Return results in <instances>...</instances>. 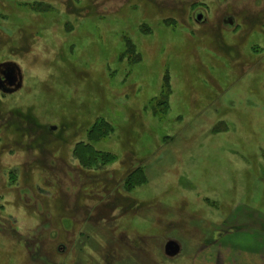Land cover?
Returning <instances> with one entry per match:
<instances>
[{
    "label": "rangeland",
    "instance_id": "obj_1",
    "mask_svg": "<svg viewBox=\"0 0 264 264\" xmlns=\"http://www.w3.org/2000/svg\"><path fill=\"white\" fill-rule=\"evenodd\" d=\"M97 118L113 160L84 167ZM259 242L264 0H0V264H253Z\"/></svg>",
    "mask_w": 264,
    "mask_h": 264
},
{
    "label": "trees",
    "instance_id": "obj_2",
    "mask_svg": "<svg viewBox=\"0 0 264 264\" xmlns=\"http://www.w3.org/2000/svg\"><path fill=\"white\" fill-rule=\"evenodd\" d=\"M110 133L111 127L104 119L97 118L93 122L90 130L87 132L88 141L77 143L79 145H77V149L74 152L82 166L86 167L88 165L95 164L104 157L109 160H113V156H111L110 153H105L102 151L99 152L98 150L94 149V144L98 143Z\"/></svg>",
    "mask_w": 264,
    "mask_h": 264
},
{
    "label": "crops",
    "instance_id": "obj_3",
    "mask_svg": "<svg viewBox=\"0 0 264 264\" xmlns=\"http://www.w3.org/2000/svg\"><path fill=\"white\" fill-rule=\"evenodd\" d=\"M238 243V245H239V248H241L240 246H242L243 245V243H240V242H237ZM252 243V244H251ZM255 244H256V241H252V242H248V246H250V247H255ZM257 247H258V251H262V254L264 255V245L262 244V242L260 243L259 242V244L257 245ZM241 249H243V248H241ZM256 252L255 250H254V252H253V254H250L249 253V259L250 260H252L253 261V264H257V259L259 258L260 259V257H261V253L260 252ZM260 256V257H259ZM263 260H264V258H262ZM264 263V262H263ZM262 263V264H263Z\"/></svg>",
    "mask_w": 264,
    "mask_h": 264
},
{
    "label": "water",
    "instance_id": "obj_4",
    "mask_svg": "<svg viewBox=\"0 0 264 264\" xmlns=\"http://www.w3.org/2000/svg\"><path fill=\"white\" fill-rule=\"evenodd\" d=\"M9 76L10 75H6V79H9ZM11 82H13V81L10 80L8 83L12 84Z\"/></svg>",
    "mask_w": 264,
    "mask_h": 264
}]
</instances>
